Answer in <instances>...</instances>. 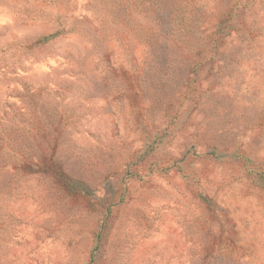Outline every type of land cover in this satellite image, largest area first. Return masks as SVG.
Instances as JSON below:
<instances>
[{
    "label": "rangeland",
    "instance_id": "rangeland-1",
    "mask_svg": "<svg viewBox=\"0 0 264 264\" xmlns=\"http://www.w3.org/2000/svg\"><path fill=\"white\" fill-rule=\"evenodd\" d=\"M0 264H264V0H0Z\"/></svg>",
    "mask_w": 264,
    "mask_h": 264
},
{
    "label": "trees",
    "instance_id": "trees-1",
    "mask_svg": "<svg viewBox=\"0 0 264 264\" xmlns=\"http://www.w3.org/2000/svg\"><path fill=\"white\" fill-rule=\"evenodd\" d=\"M54 35L53 34H50V35H48V36H44V37H42L40 40H38V42L39 43H41V42H46L47 40H49L50 38H52ZM54 178H58V180H64V182H65V180L67 179L66 177H54ZM66 186V184H64V187ZM203 199V198H202ZM203 200H205V199H203ZM209 208H211V207H209Z\"/></svg>",
    "mask_w": 264,
    "mask_h": 264
}]
</instances>
